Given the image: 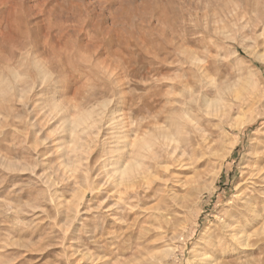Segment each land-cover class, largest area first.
I'll use <instances>...</instances> for the list:
<instances>
[{
    "label": "rangeland",
    "instance_id": "rangeland-1",
    "mask_svg": "<svg viewBox=\"0 0 264 264\" xmlns=\"http://www.w3.org/2000/svg\"><path fill=\"white\" fill-rule=\"evenodd\" d=\"M257 150L264 0H0V264H264Z\"/></svg>",
    "mask_w": 264,
    "mask_h": 264
},
{
    "label": "bare ground",
    "instance_id": "bare-ground-1",
    "mask_svg": "<svg viewBox=\"0 0 264 264\" xmlns=\"http://www.w3.org/2000/svg\"><path fill=\"white\" fill-rule=\"evenodd\" d=\"M166 140H168L169 143H172L174 141L173 139H171V137H169V135L166 137ZM257 147L259 148L260 146H257ZM257 147H254V149H257ZM258 150H257V153H259ZM173 153H175V151ZM250 160L251 161L249 163V168L247 169V172L246 173L244 172L245 174L243 173L244 174L243 182L236 188L237 189V195H236L237 200L234 205V207L236 208V214L229 216V218H227V220L224 223H222V229H221V231L223 232L222 236L225 237L226 245L229 247L235 246L236 251L240 253H246V251H250L251 249L255 247V245L253 244L251 246L252 247L251 249L246 248L250 246L249 243L251 239V236L248 235V232H249L248 230L249 228L255 227L254 226L255 225V203L264 205V198L263 199L257 198L255 200V192L260 191V190L264 191V152H261L256 155L254 154L252 159ZM171 165L172 164H170V166ZM158 166L160 165L158 164ZM163 168H166V167H163ZM168 171L169 169L167 168L164 172H168ZM155 172L161 175L159 171H155ZM140 184L139 185L136 184V186L140 187ZM134 192H136L135 196L139 197V191L135 189ZM162 215H165V214L161 213V216ZM130 234L128 236H130ZM120 248L123 249L122 246H120ZM121 253H122V250H121ZM207 253L208 251H205L204 253L199 254L198 255L199 260L196 264H230L231 263V261L225 262V260L221 258H220L221 259L220 261L218 260L219 258H215L214 256H211L212 254L208 255ZM213 253L216 255V250L213 251Z\"/></svg>",
    "mask_w": 264,
    "mask_h": 264
}]
</instances>
